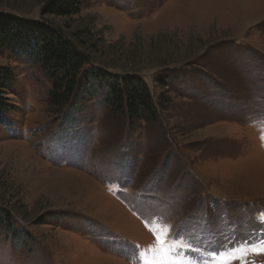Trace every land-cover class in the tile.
<instances>
[{
	"label": "rangeland",
	"instance_id": "374dc122",
	"mask_svg": "<svg viewBox=\"0 0 264 264\" xmlns=\"http://www.w3.org/2000/svg\"><path fill=\"white\" fill-rule=\"evenodd\" d=\"M44 2L0 0V13L39 20ZM56 24L95 47L85 70L101 56L114 74L140 67L164 111L131 121L102 89L52 107L42 66L1 52L0 207L15 232L0 229V264H144L168 258L148 253L157 233L181 264L241 246L264 264V0H88Z\"/></svg>",
	"mask_w": 264,
	"mask_h": 264
},
{
	"label": "trees",
	"instance_id": "16d2710c",
	"mask_svg": "<svg viewBox=\"0 0 264 264\" xmlns=\"http://www.w3.org/2000/svg\"><path fill=\"white\" fill-rule=\"evenodd\" d=\"M87 1L45 0L41 18L28 22L19 16L0 13V53L8 50L31 58L42 66L53 83L49 99L52 107H71L83 94L94 98L97 90L102 89L106 92V102L126 113L131 121H140L146 117L156 118L159 110L164 111L163 97L159 95L157 105H154L151 89L141 76L140 67L135 64L130 68L121 67L123 71L128 69L135 72L114 74L109 72L113 65L101 62V56L98 62L103 63L105 69L85 70V66L90 62H97L93 60L92 55L95 47L92 50L88 42L83 40V32L70 34L56 24L58 19H72L78 16ZM109 47L107 46V49ZM93 74L97 80L96 84L106 83L107 87L97 88L96 84L85 86V80ZM11 80L10 70L0 66V113L7 111L6 98L3 95L9 90ZM154 82L160 89L169 87L167 80L162 76L156 77ZM1 228L10 233L15 232L12 210L4 207H0Z\"/></svg>",
	"mask_w": 264,
	"mask_h": 264
},
{
	"label": "snow or ice",
	"instance_id": "6c2138e0",
	"mask_svg": "<svg viewBox=\"0 0 264 264\" xmlns=\"http://www.w3.org/2000/svg\"><path fill=\"white\" fill-rule=\"evenodd\" d=\"M155 239L156 244L149 247L148 253H164L165 257L168 258L153 257L152 259H145L144 264H181L180 261L171 258V254L176 251L175 244H168L165 237L161 236L159 233L156 234ZM252 248L255 252H257V254H264V242H261L258 246L252 245ZM247 255L246 246H241L229 249L228 251L222 253L219 257H217V261L218 264H229L231 260H245ZM245 264H247L246 260Z\"/></svg>",
	"mask_w": 264,
	"mask_h": 264
}]
</instances>
